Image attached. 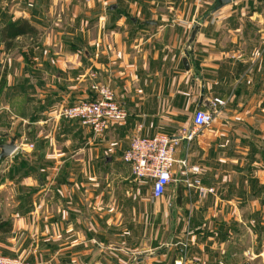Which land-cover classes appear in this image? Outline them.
I'll list each match as a JSON object with an SVG mask.
<instances>
[{
  "label": "crops",
  "instance_id": "crops-1",
  "mask_svg": "<svg viewBox=\"0 0 264 264\" xmlns=\"http://www.w3.org/2000/svg\"><path fill=\"white\" fill-rule=\"evenodd\" d=\"M117 10L100 14L84 59L78 47L9 59L0 143L24 133L32 147L5 157L0 254L33 264H264V0H232L199 21L187 56L197 14L160 22ZM31 12L20 18L38 31ZM96 79L126 112L101 134L54 113L94 98ZM213 106V121L195 127L197 107ZM156 133L182 136L174 156L198 168L188 177L199 185L173 181L153 198L149 181L133 179L122 155L134 135Z\"/></svg>",
  "mask_w": 264,
  "mask_h": 264
},
{
  "label": "rangeland",
  "instance_id": "rangeland-1",
  "mask_svg": "<svg viewBox=\"0 0 264 264\" xmlns=\"http://www.w3.org/2000/svg\"><path fill=\"white\" fill-rule=\"evenodd\" d=\"M112 3L117 5L116 8L119 7V10L116 11L117 14L128 9L138 14L139 19H157L160 21L162 19L185 18V16L194 13L199 16L195 21L199 22L202 21V14L206 11L209 12L216 4V0H0V29L9 21L19 20L25 12L29 13L30 10H32L33 13L34 11L37 12L36 15L39 18V24L42 26V28L32 36H16L12 46L8 49L4 47L0 40V73L2 74L0 89L7 87L9 83L13 82L10 76L13 70V66L9 64V59L11 58L23 57L28 59V61H34L33 57L41 56H48L49 59L50 57L57 58V56H60L62 50H66V48L72 50V47L76 50L78 47V56L84 59L85 55L83 50L88 48L92 49L94 47L92 42L97 35L95 29H97L99 24L103 25L105 23L103 20H100V14H108L107 7ZM105 5L107 6L106 8ZM42 13H45L46 17L40 20ZM126 23L130 24V21L127 20ZM84 66H86L85 63ZM90 72L89 70V72L83 76L84 81H87L86 77L90 75ZM51 75V72H49L48 77L50 79H52ZM15 82L26 83L27 81L24 79ZM68 82L71 83L73 81L69 80ZM93 85H97L98 87L104 85L101 84L98 79L93 81L91 86L89 85L91 89L95 91L96 96H98L97 89H94L92 87ZM62 107L55 109V115L58 116ZM6 112L4 119L9 121V125L11 126L9 131L18 133L17 130L19 128L17 123H19V121L15 118H9L12 114L10 111L6 110ZM11 122L14 124H11ZM22 123L23 121H21V124ZM26 133H28L27 130ZM17 135L16 143L18 148L16 150L22 155L23 152L30 151L27 149L26 145L29 144V146L32 147V144L26 140L27 134L22 133ZM8 137L9 136H7V138ZM2 140L5 139L0 138V141ZM9 141L10 140H8V142ZM10 163L11 162L7 158H3L0 162V182L1 179L3 180V172L1 171H5ZM13 178L19 177H17V175L11 176V179L9 177L10 180ZM71 178L73 177L70 175L61 176V180L66 183H69L68 179ZM80 179L84 181V183L93 182L88 176L83 178L80 177ZM113 179L112 182H118L114 177ZM107 182L110 181L108 180ZM144 184L147 186L150 185L149 182H145ZM2 256L11 258L17 257L27 261L24 257Z\"/></svg>",
  "mask_w": 264,
  "mask_h": 264
},
{
  "label": "built area",
  "instance_id": "built-area-1",
  "mask_svg": "<svg viewBox=\"0 0 264 264\" xmlns=\"http://www.w3.org/2000/svg\"><path fill=\"white\" fill-rule=\"evenodd\" d=\"M92 87L97 89L98 96L89 100L81 99L62 107L58 116L77 120L94 134H101L111 125L123 121L126 118V112L107 86L93 85ZM216 103L223 102L216 98L213 104ZM216 113L214 106L211 110L198 108L192 114V124L197 128L205 127L213 121ZM181 137L164 133H156L152 136L137 134L130 139L129 146L122 155V160L130 165L133 179L150 182L153 198L161 197L173 181L181 180L187 186L199 185L198 179L191 180L188 177L190 172L196 173L198 168L188 166L185 158L176 159L174 156ZM175 166L178 168L176 171L178 178L174 176ZM198 190L202 193L204 188L199 187ZM0 264L32 263L21 258L0 255Z\"/></svg>",
  "mask_w": 264,
  "mask_h": 264
},
{
  "label": "trees",
  "instance_id": "trees-1",
  "mask_svg": "<svg viewBox=\"0 0 264 264\" xmlns=\"http://www.w3.org/2000/svg\"><path fill=\"white\" fill-rule=\"evenodd\" d=\"M37 33V28L30 23L26 18H20L17 21H9L5 23L0 29V40L5 48H10L14 42L16 36L28 34L34 35ZM2 79L0 73V81ZM7 223L0 219V230L7 229Z\"/></svg>",
  "mask_w": 264,
  "mask_h": 264
},
{
  "label": "water",
  "instance_id": "water-1",
  "mask_svg": "<svg viewBox=\"0 0 264 264\" xmlns=\"http://www.w3.org/2000/svg\"><path fill=\"white\" fill-rule=\"evenodd\" d=\"M231 1L232 0H216V4L213 6V8L209 12H207L203 15L201 20H203L209 14L214 12L216 9L230 3ZM116 6H117L116 4H112V5H109L107 7V9L111 10V9L116 8ZM147 23L155 24V21L149 20V21H147ZM200 24H201L200 22L195 21L194 24L192 25L190 35H189L187 42H186V45H185V48H186L185 49V55L186 56L190 54L191 44H192V41H193L198 29L200 28ZM83 51H84V54L86 56H88L87 50L84 49ZM197 109H198V107H197ZM15 139H16V137L13 136V137H11L9 142L0 143V161H1V159L5 158V157L10 156L17 149V143L15 142ZM108 160H109V157H108Z\"/></svg>",
  "mask_w": 264,
  "mask_h": 264
}]
</instances>
